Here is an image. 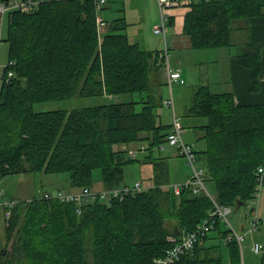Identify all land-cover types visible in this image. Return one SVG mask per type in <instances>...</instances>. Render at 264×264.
<instances>
[{
    "label": "trees",
    "instance_id": "obj_1",
    "mask_svg": "<svg viewBox=\"0 0 264 264\" xmlns=\"http://www.w3.org/2000/svg\"><path fill=\"white\" fill-rule=\"evenodd\" d=\"M35 1L29 11L13 8L4 15L7 32L1 40L9 43V56L0 84V179L68 172L78 191L92 187L100 168L103 192L124 188L125 166L145 162L153 164V186L88 201L80 211L74 202L20 199L5 218L0 264H155L176 244L171 237L194 230L214 208L205 192H174L168 160L153 155L172 126L158 112L167 98L158 97L150 82L154 73L161 76V50L130 39L124 8L120 16H104L102 27L95 0ZM188 7L184 32L200 49L232 45L236 21L264 15V0H194ZM239 60L254 68L252 89H258L260 54L249 51ZM135 92L140 97L128 101L34 109L37 101ZM186 115L207 119L196 128L207 143L199 158L206 185L214 186L211 195L233 208L249 204L264 163V104L236 103L232 92L215 93L202 84L194 88ZM143 133L150 150L144 160L115 147L138 142ZM232 231L218 219L173 264H224L226 252L229 264H243L242 245L235 236L227 238Z\"/></svg>",
    "mask_w": 264,
    "mask_h": 264
},
{
    "label": "rangeland",
    "instance_id": "obj_2",
    "mask_svg": "<svg viewBox=\"0 0 264 264\" xmlns=\"http://www.w3.org/2000/svg\"><path fill=\"white\" fill-rule=\"evenodd\" d=\"M156 0H109L108 4H112V8L105 7L104 10L101 11V14L108 18H112L117 15L120 16L121 10L120 8H124L125 11H122L128 21L131 23L128 26V30L130 31L132 41L137 40V36H135V32L139 30L141 35L147 37V41L156 42L159 40L160 35L155 34L154 32V20L158 21L160 19V12L157 6ZM135 8H140L136 10ZM143 9V10H142ZM115 10V11H114ZM172 10L170 9V12ZM160 23V20H159ZM158 23V24H159ZM7 32V21L5 19H0V36H6ZM154 45V44H153ZM163 45V44H162ZM155 46V45H154ZM9 43L7 41L1 40L0 43V75L3 74L4 67L8 62L9 56ZM202 49L194 48V49H186L178 51L171 50V54L169 56V63L171 67H174L176 64L181 65L182 69L184 68L183 77H185L186 82L184 84L173 83V95L175 99V110L178 116L181 118V121L184 124L185 132L183 133L184 139L193 145L196 151H199L202 147L199 145L198 134L196 130L192 127L193 123H190L189 116L186 115V109L192 102V94L195 86L200 83L202 75H205L206 71L210 63V59L206 58V52H200ZM208 51V50H207ZM213 51V50H211ZM205 53L203 56L202 54ZM183 63V65H182ZM167 68L166 65L162 68L161 77L155 73L151 76L150 82L155 85L156 90L158 91V97L163 96V98H167L171 96L170 84L168 81V77L166 74ZM1 84V82H0ZM214 88L216 85H213ZM222 91L221 88L214 89ZM140 97V93H124L117 96H75L72 98L65 99H54L48 101H37L34 103L35 111H46V110H55V109H73L77 107L89 106V105H97L103 103H109L112 101H128L132 99H138ZM158 112L162 114V122L165 124H170L173 121V108L168 107L167 105H162L158 108ZM198 118V117H196ZM204 119V118H201ZM144 144V145H143ZM165 148L155 147L153 149V155L159 157L160 155H164L165 160L169 162V174H170V184H175L177 181L189 179L193 170L190 164L187 162V159L182 155L174 154L176 151V147L174 145L169 144L167 141L163 143ZM136 157L140 159V161L144 160L145 156L149 153V144L148 142H143L142 140L138 141L137 144ZM136 147H131L135 149ZM124 147L123 149H125ZM147 148V149H146ZM171 148V149H170ZM122 150V149H121ZM170 150V151H169ZM198 155V154H197ZM169 157V158H167ZM176 162L175 167L173 169L172 163ZM138 163V162H136ZM129 163L125 166V175L124 180L121 183V186L130 185L133 186L137 181H140L143 186H147L148 183H151V178L153 177V173L149 170L151 169L146 166L144 169L140 164ZM204 162L201 158H199L196 162L197 166H204ZM138 166V168L136 167ZM177 166V168H176ZM140 167V168H139ZM153 171V170H152ZM94 182L92 187H90L91 191H96V189L103 188V181L101 180V170L100 168H96L94 170ZM70 183V175L68 172H60V173H44V172H26V173H15L4 176L0 179V187L3 191V194L10 197H15L18 199L29 200L34 197H42L44 191L51 190L57 188V190H66L68 188L72 189ZM210 192L213 194L214 186L211 183L207 184ZM59 188V189H58ZM76 189V188H73ZM83 189V188H82ZM81 188L78 190H82ZM77 190V189H76ZM264 200V186L260 194L259 198V211L261 206L263 205ZM251 201V200H250ZM249 201V202H250ZM0 240L5 235V217L2 213L3 208L0 207ZM258 211L259 224L257 229L251 230V221L253 220L251 207L247 205H242L240 208L234 207L233 211L229 214V220L232 223L233 229L238 231L241 234L245 235V238L242 243V254L243 249L247 248V244L250 242L253 236L260 239V231L264 227V217ZM245 225V229H241L242 225ZM3 244V242L1 241ZM225 243V242H223ZM224 251L226 252L225 246L223 244ZM225 254V253H224ZM259 256V255H258ZM243 262H244V254H243ZM229 263V258L226 252V256L224 259V264Z\"/></svg>",
    "mask_w": 264,
    "mask_h": 264
},
{
    "label": "built area",
    "instance_id": "obj_3",
    "mask_svg": "<svg viewBox=\"0 0 264 264\" xmlns=\"http://www.w3.org/2000/svg\"><path fill=\"white\" fill-rule=\"evenodd\" d=\"M194 0H157L159 11H160V23L154 26V32L159 34L164 39L165 47L160 51V57L164 59V65L168 70V81L170 84L171 96L165 100V104L168 107L173 108V121L171 130L167 135L166 141L174 145L178 148L180 155L184 156L187 159V162L192 167V174L188 180L169 184L168 186L174 190L176 193H180L184 188H189L192 190L194 194H198L201 192H205L208 194L213 202L214 208L210 212L209 216L205 218L202 222H200L196 228L190 232L185 233L180 238L171 237V241L176 244L167 249L165 254L161 257L155 259V264H173L175 263L180 255L187 250H191L194 248L200 236L205 235L207 232L211 231L217 220H221L226 222L227 226H229L233 231L228 235V239H231L235 236L239 243L242 245L243 240L245 238L244 234L237 232L233 229L232 223L229 220V214L233 211V206L229 204H220L215 198L211 195L210 191L206 185V169L204 166H197L196 162L198 160L197 151L194 149L193 145L188 143L184 137L183 133L185 132L184 124L181 121V118L176 114L175 111V101L173 96V83L184 84L186 82L185 78L182 75V72L179 69H172L169 65V49L166 43L167 37V25L168 21L171 17L170 9H174L179 6H189L193 3ZM106 2V0H95L96 9H97V19L98 22L101 23L103 18L100 12L101 7ZM38 2L35 0H0V19L4 18L5 13L9 9L20 8L24 11L31 10ZM1 43V36H0ZM9 77L13 76V72L10 71L8 74ZM2 81V75H0V82ZM158 147H162L164 149L163 144ZM137 149H129L128 152L132 157H136ZM264 186V163H262L257 171H256V187L253 198L249 202V206L252 210L253 220L251 221V230H255L259 224L258 218V206H259V198L261 191ZM145 186L142 185L140 181H137L133 186L126 185L121 189H109L108 191H91L90 188H83L82 190L72 191V190H47L44 191L42 197L47 199H58L64 202H74L79 205L78 211L80 210V206L83 203H86L91 200H95L100 197H110L117 196L123 198L124 195L135 194L138 191L144 189ZM104 194L105 196L98 195ZM20 199L12 198L10 196H6L3 194V191L0 187V207L3 208V214L5 218H9L12 214L13 209L17 206ZM253 249L255 252H262L263 244L260 242H255L253 245Z\"/></svg>",
    "mask_w": 264,
    "mask_h": 264
},
{
    "label": "crops",
    "instance_id": "obj_4",
    "mask_svg": "<svg viewBox=\"0 0 264 264\" xmlns=\"http://www.w3.org/2000/svg\"><path fill=\"white\" fill-rule=\"evenodd\" d=\"M108 7L112 8V4H108ZM135 9L139 10L140 8H135ZM188 10H189L188 6H179V7L172 9L171 17H173L174 20L173 22L169 23L167 26V37H166V43L169 49V54H171V50H173L174 52L175 51L180 52L181 50L185 51L186 49L195 48L192 44L190 35L184 32L185 15ZM116 16L117 15L113 17H116ZM159 20L158 21L154 20V26L159 23ZM128 33L131 37L132 33H130L129 30H128ZM135 33H136L135 36H137L136 41L143 44L144 47L147 49L162 50L165 47L164 39L162 38L161 35H160L159 40L155 44L149 41V39L147 41V37L144 35H141V32L139 30H137ZM232 40H233V43L232 45H229V46L216 47V48H201L202 51L200 52H206L207 54L206 58L210 59L211 65H209L206 71L204 70L202 71V72H205V75L204 76L202 75L200 83L198 85H202V84L208 85L210 89L215 93L232 92L234 94L236 103L264 104V15L254 16L247 20L236 21ZM249 51H252L253 53L257 52L260 54V76L258 77V84H259L258 89H252V85L255 80L254 79L255 78L254 68L243 65L239 60L240 56H242L244 53H247ZM204 54L205 53H203L202 56ZM170 68L174 70L179 69L182 72V74H184V68L182 69L181 65L176 64L174 67L170 66ZM167 73H168V70L166 71V74ZM213 85H216L215 88ZM218 88H221L222 91L218 92L219 90H214ZM160 115H161L160 118L162 120V114L160 113ZM189 117L192 118L190 119V123H193L192 127L196 130L198 134L197 138L199 141V145H201L202 147L199 151H197V154L200 157L201 152L206 149L207 143L205 139H202L199 137L201 133L196 127L199 125L205 124L207 122V119L206 118L201 119V117H198V118L192 117V116H189ZM142 136L144 137L142 141L147 142V140L145 139L147 136V133H143ZM137 144L138 142H132L131 144H128V145L126 144L115 145V147L117 149H123L124 147L128 149H133L131 147H136ZM135 149H137V147ZM174 154L178 156L180 155L178 148L176 149ZM159 157H164V155H160ZM136 164H140V166H142L144 169L146 168V166L148 167V169L150 167L151 169L149 171L154 173V167L152 163L138 162ZM175 164L176 162L171 164L173 169L175 167ZM168 165H169V162H168ZM136 167L138 168V166ZM186 180L187 179L177 181L176 183H181ZM150 186H153V181H151V183L145 187L148 188ZM103 189H105L104 184H103V188L96 189V191H101ZM51 190H57V188L51 189ZM68 190L74 191L73 189H70V188H68ZM12 198H15V197H12ZM0 213H1V210H0ZM259 213L262 215V217H264V200H263V205L261 206ZM241 229H245L244 224L242 225ZM259 237L260 239H257V237L253 236L252 239H250V242L247 244V248L243 249V254H244L243 264H261V258H262L264 249L262 252H259V253L255 252L253 249V245L255 242H260L264 246V227L260 231ZM225 256H226V253L224 254V259H225Z\"/></svg>",
    "mask_w": 264,
    "mask_h": 264
},
{
    "label": "bare ground",
    "instance_id": "obj_5",
    "mask_svg": "<svg viewBox=\"0 0 264 264\" xmlns=\"http://www.w3.org/2000/svg\"><path fill=\"white\" fill-rule=\"evenodd\" d=\"M102 18H103V16H101ZM102 27L105 25V22H104V20L101 22V23H99ZM80 211V210H79Z\"/></svg>",
    "mask_w": 264,
    "mask_h": 264
}]
</instances>
